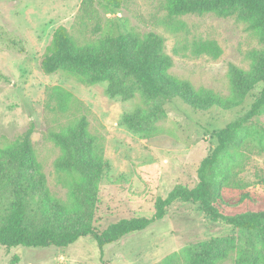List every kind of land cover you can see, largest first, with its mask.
Returning <instances> with one entry per match:
<instances>
[{"label":"trees","instance_id":"1","mask_svg":"<svg viewBox=\"0 0 264 264\" xmlns=\"http://www.w3.org/2000/svg\"><path fill=\"white\" fill-rule=\"evenodd\" d=\"M102 18L94 0H82L70 27L58 25L52 32L40 61L45 74L61 73L83 84L106 83L109 97L123 100L140 97L133 111L123 116L130 130L150 138L161 131L165 104L180 99L197 110L212 107L230 110L242 104L255 86L260 89L249 107L224 127L211 133L206 155L196 168L192 187L174 186L164 197L157 196L152 216L120 218L96 230L93 226L98 200V184L108 171L101 140L88 131L85 115L56 131L48 139L59 147L56 172L64 173L69 197L56 198L47 186L45 174L36 158L31 135L33 124L11 143L0 147V245L5 248H65L80 237L92 238L100 253L105 246L124 235L142 231L166 215L173 202L192 204L208 222L231 228L226 236H211L189 244L153 264H219L236 254V264H264V210L257 208L252 184L237 177L248 154L264 151V127L254 117L264 111V0H165L166 24L171 31L184 30L178 19L184 15L233 17L245 24L260 47L247 52V69L228 65V94L209 88H195L184 79L169 73L172 55L165 50L164 37L155 31L140 33L116 16L119 0H99ZM89 33L97 34L95 38ZM185 34L187 31L185 30ZM173 55L209 56L216 59L221 48L213 39L177 38ZM1 78H4L0 74ZM46 105L61 112L80 104L72 93L59 85L45 87ZM223 188L241 191L240 209L225 212ZM237 234V237H234Z\"/></svg>","mask_w":264,"mask_h":264},{"label":"rangeland","instance_id":"2","mask_svg":"<svg viewBox=\"0 0 264 264\" xmlns=\"http://www.w3.org/2000/svg\"><path fill=\"white\" fill-rule=\"evenodd\" d=\"M82 0H0V147H3L33 124L31 135L35 155L45 174L51 193L63 201L69 197L64 173L56 172L55 161L61 151L47 137L85 115L88 131L104 146L103 158L108 171L98 184L93 226L103 229L107 224L125 217L152 216L157 196L164 197L174 186L192 187L196 168L211 142V133L224 127L244 112L260 89L254 87L241 105L222 110L212 107L197 110L174 99L165 104L166 117L159 122L161 131L150 137L128 129L122 121L133 111L140 97L123 100L105 93L106 83L86 85L61 73L45 74L40 68L44 50L58 25L70 27ZM94 0L99 16L112 19ZM115 15L126 19L129 26L143 33L155 31L164 37L165 50L172 55L169 73L187 80L196 89L209 88L220 95L229 91L227 70L230 63L247 69V52L259 48L255 36L245 24L233 17L213 14L178 17L186 28L171 31L167 26L165 0H119ZM104 18V19H103ZM103 27L105 22L102 23ZM185 30L187 34H185ZM97 34L89 33L95 38ZM187 36L213 39L220 46V56L183 57L173 55L177 38ZM59 85L70 91L80 104H72L61 112L46 105L45 87ZM264 127V111L254 117ZM237 177L252 184L253 199L264 210V151L248 154L244 168ZM241 191L223 188L222 207L234 213L241 207ZM192 204L173 202L160 220L142 231L124 235L104 247L100 253L92 238L80 237L65 248H27L0 245V264H153L167 254L186 245L199 243L211 236H226L231 228L212 224ZM237 237V234H234ZM233 253L219 264H236Z\"/></svg>","mask_w":264,"mask_h":264}]
</instances>
